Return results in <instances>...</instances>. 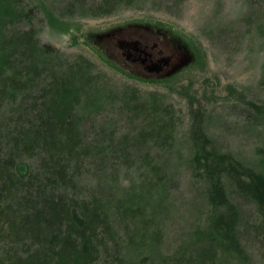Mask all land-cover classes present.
Listing matches in <instances>:
<instances>
[{
  "label": "rangeland",
  "instance_id": "obj_1",
  "mask_svg": "<svg viewBox=\"0 0 264 264\" xmlns=\"http://www.w3.org/2000/svg\"><path fill=\"white\" fill-rule=\"evenodd\" d=\"M27 1L32 8L29 19L8 26L4 32L11 39L30 31L38 46L49 47L51 52L43 62L47 64L42 73L30 84L29 93L19 94L16 101L15 96L14 100L7 96L0 100V155L11 152L8 147H12L16 135H28L33 116L29 115L31 101L48 76L66 72L68 68L74 72L75 64L82 61L86 63L88 76L78 78L79 92L71 96L70 115L81 113L76 117L78 135L84 145L76 151L77 156L69 153L67 165L74 175L72 180L55 186L54 192L44 187L45 181L40 176L24 184L29 187L25 194L23 189L8 191L13 185L1 188L0 183V191L6 190L0 193V223L6 224L0 229V264L27 263L33 253L47 247L44 231L33 226L38 225L39 219H30L27 232L15 222L16 213L20 214L16 207L23 196L28 199L24 207L31 211L51 199L50 196L91 205L95 210L103 205L107 213L104 223L93 222L88 225L91 229L87 228L97 244L92 264H117L120 252L128 255V261L122 264H264V221L248 193L235 188L231 179H227L229 174L221 170L229 204L236 211L232 234L236 252L198 260L189 254L195 249L188 251L195 242L192 233L202 227L210 211L205 195L206 179L191 160L196 148L193 146L200 144L203 137L207 139V150L230 154L254 171L264 167V159L259 165L264 157V0H130L113 5L102 16L95 12L100 0ZM40 5L54 18L69 21L79 30L71 28L68 34H63L51 29L38 8ZM129 22H159L183 41L192 42L195 60L166 81L151 82L123 75L101 45L87 42L83 34L106 35L105 32ZM13 43L19 45L15 38ZM94 87L105 93L101 106H94V100L87 94ZM46 129L51 133L56 128ZM71 130L62 131L68 134L69 143ZM155 135L168 138L153 140ZM26 139L24 146L17 141L18 147L11 154L20 155L19 161L37 175L42 157L50 152L48 148H42L43 152L32 151L34 143L31 138ZM97 142L104 147L90 149L88 153ZM65 147L56 148L63 157L67 151L71 152L70 144ZM258 149H262L261 155ZM101 152L105 157L99 155ZM178 152L182 157L178 158ZM145 153L171 175L162 183L152 179L157 185L160 182L165 192L164 199L151 203L159 204L149 213L136 207L139 201L136 202L133 192L138 189L136 181L140 177L150 176L148 165L142 161ZM238 178L245 180L247 175ZM138 185L140 191L144 190L143 182ZM130 192L133 193L129 204L117 212L116 202H112ZM146 203L142 201L143 206H150ZM223 213L220 209L217 217ZM145 229L154 237L146 238L148 241L133 258V253L127 251L130 245L126 247L125 242L137 241ZM59 233H63V228H59ZM207 247L204 250L212 254L214 247ZM176 251L179 256H171ZM61 258L66 259L64 255Z\"/></svg>",
  "mask_w": 264,
  "mask_h": 264
},
{
  "label": "trees",
  "instance_id": "obj_2",
  "mask_svg": "<svg viewBox=\"0 0 264 264\" xmlns=\"http://www.w3.org/2000/svg\"><path fill=\"white\" fill-rule=\"evenodd\" d=\"M26 1L0 0V100H2L4 96L13 98L14 100L15 96L16 101L17 96H20L19 94L29 93L31 91L30 84L35 82L36 77L42 73V68L47 64H43V62L47 56H50L51 51L49 47L38 46L33 38L32 32L29 31L11 39H9V36L4 32L5 28L8 26H12L20 20L29 19L32 8H29V2ZM128 1L130 0H100L95 7V12L97 16H102L108 14V9L113 7V5H119L122 2ZM38 8L42 9L45 20L51 29L57 30L63 34H68L71 28L75 32L79 30L69 21L64 22L54 18L42 5ZM131 24L154 27L167 32L170 42L172 41L181 47L190 58L191 62L195 60L196 52H194L195 50L192 47V42L190 40L189 42L183 41L181 37L174 34L170 29H166L167 27L159 22L155 23L156 26L148 22H131ZM100 34L101 32H92L83 34V36L87 42L98 45L96 38ZM14 38L18 40L19 45L13 43ZM75 67L76 69L74 72H70L68 68L66 72H54L48 76V81L39 87L35 92L37 93L36 97L31 101L32 108H29V115L33 116L31 117L32 122L28 125L29 128L26 131L28 135H24L23 133L16 135V139L11 141L13 142L12 147L10 149V146L8 147L9 151L14 152V148L16 146L18 147L17 141H19V143L23 142L24 146V142L28 141L26 138H31L35 146L32 151L41 149L43 152L44 150L42 148H48L50 154L42 157L41 163L43 164H41L42 167L39 173L37 175L31 174L27 165L19 161L20 155H12L11 152L7 151V153L0 155V172L3 174L0 175L1 188H4L5 185H13V187H9L8 191L14 193L17 191L20 192L23 189L25 194L29 191V187L27 188L24 184L31 179H33L32 181H36L38 180L37 176H40V178L45 181L44 187L50 189L49 192L51 193L57 189L55 186H60L62 183L72 180L71 177L74 175L71 174L69 166L67 165L69 163V153H72V156H77L76 151L84 145V141L80 139L81 135H78V117L76 116L81 114L80 111H78L74 117L70 115L72 110V105L70 104L72 101L71 96H77L79 92V88H76L79 82L78 78L84 77V75L88 76L85 61L76 63ZM19 68L23 69L19 71ZM122 74L130 76L124 73ZM172 77L159 81H166ZM87 94L90 95V99L94 100V106H101L105 100V93L100 87H94L93 90L87 91ZM26 95L28 94H24V96ZM149 97L152 100V96ZM149 102L152 103V101ZM253 108L257 109V107ZM48 126L49 128H56L55 131L47 133L46 128ZM73 126L75 128L72 131L71 129ZM29 130L31 132H29ZM63 130L68 132L71 130L73 132L71 135V143H69V139H67L68 136L66 135L68 134L62 132ZM56 132H59L60 135ZM154 137H156V139L153 140H157V138L158 140L168 138L167 135H155ZM24 139L26 141H24ZM200 141V144L193 146V148H196L192 151L191 160L193 161L195 169H197V171L200 170L202 176L206 179L205 195L210 211L202 227L196 228L192 233V238L195 239V242L188 251L195 249L194 252L189 254L192 255V258L196 257L198 260H201L203 257L216 258L223 253L235 254V250L237 249L232 236L235 224L233 220L236 211L235 208L229 204L226 186L222 182L225 180L222 179L223 176L220 170L229 174L227 179H231L232 185L235 188L237 187L239 190H245L248 193L249 197L256 205L262 221H264V167L260 171H254L230 154L220 155L217 154V152L207 150L206 146L208 143L206 138L202 137ZM72 143L73 145H71ZM69 144V150L71 152L67 151L64 153V158L63 154L57 151L56 148H60L61 146L65 147ZM103 147L104 145L100 142H97V144L94 143V145L89 148L88 153L91 152L90 149H102ZM256 151L261 155L260 152L262 149ZM99 155H101L102 158L105 157L102 152ZM179 156L182 157L178 152V158ZM263 159L264 157H261L259 161L260 166ZM142 161L148 165L147 175L150 176L145 179L140 177L139 182L136 181V187L138 189L137 191L135 189L133 192H135L136 195V202L139 201L136 203V207L143 209V213H149L159 204L153 205L154 203L160 199H164L165 192L162 189L163 185H161L160 182L159 185L155 184V182H152V179L161 181L162 183L167 178H171V175L167 174L159 167L158 163L155 162L154 158H151L149 154H143ZM242 174L247 175L245 180L238 178V176H242ZM141 182L145 184L144 190L142 191H140L138 185V183L140 184ZM3 191H0V193H4ZM133 192L114 199L112 203L116 202L115 208L117 212L120 211L122 206L129 204V200H131L129 196ZM50 198L51 199H47L43 202V204L37 205L34 208L35 210L32 211L28 209V207H24L28 199L25 196L19 198L21 203H18L16 208L18 209L17 212L20 214L15 212V222L21 226V229L27 232L29 231L28 222L30 219H39V222H37L38 225L35 224L33 226L40 227L44 231L46 236L44 245L47 246L44 251L33 253L28 262L22 264H63L64 262L70 264H92L94 260L93 254L96 251L94 245L97 244L94 240V236L88 234L89 230H87V228L91 229L88 225L93 222L96 224L104 223L103 220H106L107 213L105 212L106 210L104 211V208H102L103 205L100 210H95L91 205L75 204L73 201L63 199L60 196H50ZM145 200L147 201L146 204H149L151 207L146 205L143 206L142 201ZM99 203H101V201H99ZM220 209L224 212V215H219L217 217ZM37 215L39 218L36 217ZM3 226H6V224L0 223V229ZM104 227H106V224ZM59 228H63V233L58 234ZM138 236L137 241L128 239L125 242L126 247L130 245L127 251L133 253V258L136 256L137 249H142V247H144L143 243L148 241L146 238H153L154 234H149L147 229H145L144 232ZM206 246H208L207 248L214 247L212 254L209 253L208 250H204ZM217 249L221 250L219 251ZM179 254L180 253L176 251L171 256L178 257ZM63 255L66 259L62 260L61 257H63ZM117 257V264L126 263L128 261L127 252H120ZM166 258L167 256H165V259ZM170 259L171 257H169V260ZM136 260L140 263L142 262L140 258Z\"/></svg>",
  "mask_w": 264,
  "mask_h": 264
},
{
  "label": "flooded vegetation",
  "instance_id": "obj_3",
  "mask_svg": "<svg viewBox=\"0 0 264 264\" xmlns=\"http://www.w3.org/2000/svg\"><path fill=\"white\" fill-rule=\"evenodd\" d=\"M156 26L155 23H151ZM131 22L119 25L113 30H126ZM149 34L127 35L116 38L112 43H102L106 56L112 58L117 69L127 75L146 81H159L169 78L170 38L168 33L154 27H145ZM113 30L105 32L109 34ZM104 36V35H101Z\"/></svg>",
  "mask_w": 264,
  "mask_h": 264
},
{
  "label": "water",
  "instance_id": "obj_4",
  "mask_svg": "<svg viewBox=\"0 0 264 264\" xmlns=\"http://www.w3.org/2000/svg\"><path fill=\"white\" fill-rule=\"evenodd\" d=\"M146 31L148 30L141 26H132L126 30H113L109 34L98 36L96 38V42L98 43V45H101L102 43H112L116 38H122L127 35L149 34ZM169 56L171 62L170 72L167 74V76L174 74L175 72L180 70L181 67L187 65L190 61V58L187 56L185 51L172 41L169 46Z\"/></svg>",
  "mask_w": 264,
  "mask_h": 264
}]
</instances>
